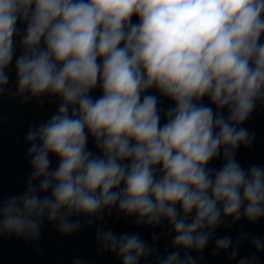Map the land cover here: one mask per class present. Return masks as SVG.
<instances>
[{
	"label": "clouds",
	"instance_id": "clouds-1",
	"mask_svg": "<svg viewBox=\"0 0 264 264\" xmlns=\"http://www.w3.org/2000/svg\"><path fill=\"white\" fill-rule=\"evenodd\" d=\"M18 22L15 95L61 102L27 131L32 172L25 191L0 202V234L39 239L45 219L71 234L81 227L73 215L103 219L117 207L138 223L168 222L177 250L157 264H197L191 251L223 218L264 217V167L236 160L254 139L241 125L264 102V0H0V95ZM153 88L174 102L162 125ZM89 136L102 156L87 149ZM221 157V168L208 167ZM97 241L123 264L155 252L135 233L100 229ZM252 244L264 250V238ZM229 248L235 259L239 241L216 239V253Z\"/></svg>",
	"mask_w": 264,
	"mask_h": 264
}]
</instances>
